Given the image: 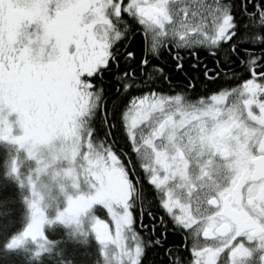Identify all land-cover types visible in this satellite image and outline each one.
Segmentation results:
<instances>
[{
	"label": "snow or ice",
	"instance_id": "6c2138e0",
	"mask_svg": "<svg viewBox=\"0 0 264 264\" xmlns=\"http://www.w3.org/2000/svg\"><path fill=\"white\" fill-rule=\"evenodd\" d=\"M5 107L87 128L127 264H264V0H0Z\"/></svg>",
	"mask_w": 264,
	"mask_h": 264
},
{
	"label": "rangeland",
	"instance_id": "374dc122",
	"mask_svg": "<svg viewBox=\"0 0 264 264\" xmlns=\"http://www.w3.org/2000/svg\"><path fill=\"white\" fill-rule=\"evenodd\" d=\"M9 112L11 114L14 111L6 107L0 109V124L3 120H9ZM16 115L21 121L20 115ZM38 115L29 113L22 119L29 123L20 124L25 128L21 135V127L15 129L14 138L20 136L21 139L11 142V171L24 189L30 218L25 237L14 239L11 245L21 247L23 241H26L27 250L41 254L49 247L48 243L42 241V234L45 235L43 229H48L50 223H62L74 238L81 241L96 239L100 246L101 264H127V252L117 237L116 229L112 227V220L99 207L104 200L98 198L95 191L96 173L92 169L97 150H92L90 146L87 150L85 143L79 142L88 138L87 128H70L67 124L61 126L51 120L41 119ZM38 117L43 120L42 126H38ZM196 142L194 134L190 144L188 139L185 140L183 150L188 158H193ZM218 164L214 167L215 172L222 167ZM199 175L200 170L194 171L193 180L197 182ZM69 191L75 196L68 204L71 207L58 211L56 204L71 199Z\"/></svg>",
	"mask_w": 264,
	"mask_h": 264
},
{
	"label": "trees",
	"instance_id": "16d2710c",
	"mask_svg": "<svg viewBox=\"0 0 264 264\" xmlns=\"http://www.w3.org/2000/svg\"><path fill=\"white\" fill-rule=\"evenodd\" d=\"M18 117L16 112L11 114L9 112V120H3L0 124V264H101V251L96 239L89 238L81 241L74 238L62 223H50L48 229H43L45 235L42 234V241L48 243L49 247L41 254L27 250L25 248L26 241H23L21 247L11 245L14 239L25 237L24 232L30 219L24 189L15 179L10 165L12 160L11 142L21 139L20 136L14 138L15 129L18 130L21 127V135L25 128L23 129L20 124L29 123L22 119L20 121ZM40 118H36V121ZM42 121H39L38 126H42ZM34 126L36 127L35 121ZM88 141L90 140H86L85 147L88 146ZM79 142L81 143V141ZM88 197L85 196V198ZM74 198L75 196L72 195L70 200L56 204L59 209L56 211L69 207L68 204ZM52 215L54 214L52 213Z\"/></svg>",
	"mask_w": 264,
	"mask_h": 264
},
{
	"label": "flooded vegetation",
	"instance_id": "af4514ba",
	"mask_svg": "<svg viewBox=\"0 0 264 264\" xmlns=\"http://www.w3.org/2000/svg\"><path fill=\"white\" fill-rule=\"evenodd\" d=\"M201 59H203V57H201ZM88 139H89V133H88V138L85 139V142ZM94 145L95 144H93L90 141H88V146L86 147V149L88 150V147L90 146L92 148V150H97L98 151V147L96 145L95 146ZM195 145H196V148H195V152L193 154V158H188V155L183 150L184 153H185V157H186V167H188V173H189V175L191 177H192V174H193L194 171L200 170L202 163L208 162V160H209V149L207 148L206 144L204 142L200 141V140H197ZM147 162L150 163L151 159H149V161H147ZM216 164L220 165V167L222 166V162L218 158L215 161V165ZM211 174H212L213 177H215L216 172L214 171V168L211 169ZM197 182H199L198 179H197ZM177 191L180 192L179 189H177Z\"/></svg>",
	"mask_w": 264,
	"mask_h": 264
},
{
	"label": "bare ground",
	"instance_id": "6f19581e",
	"mask_svg": "<svg viewBox=\"0 0 264 264\" xmlns=\"http://www.w3.org/2000/svg\"><path fill=\"white\" fill-rule=\"evenodd\" d=\"M81 143H86V142H85V140H84V142H81ZM85 145H86V144H85Z\"/></svg>",
	"mask_w": 264,
	"mask_h": 264
}]
</instances>
